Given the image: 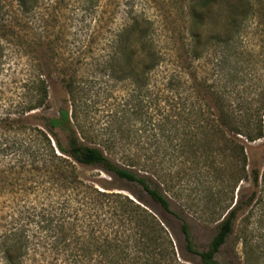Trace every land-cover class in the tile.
Masks as SVG:
<instances>
[{"label":"trees","instance_id":"1","mask_svg":"<svg viewBox=\"0 0 264 264\" xmlns=\"http://www.w3.org/2000/svg\"><path fill=\"white\" fill-rule=\"evenodd\" d=\"M16 1L22 11L30 10L29 0ZM213 2L192 3L184 21L186 33L169 37L172 47L166 49L153 21L144 16H133L103 36L100 47H92L91 41L87 56H71L61 68L56 67L57 55L49 45L53 40L49 41L48 63L34 65L39 72L29 81L34 99L26 110L46 106L48 79L56 70L66 95L56 115H39L32 150L27 146L19 152L20 172L39 178L34 185L36 199L16 216L4 218L0 264H29L31 258L32 264L48 258L46 264H185L163 220L128 195L82 179L76 164L96 165L116 179L139 185L176 220L182 250L201 264H219L215 254L238 216L249 210L241 241L244 264H251L250 227L264 216V152L261 170L249 167L245 144L264 137V0L257 5L251 0H227L220 8H227L226 20L208 31ZM7 27L0 18V56L1 40L8 42L10 35ZM21 45L28 48L33 41ZM208 51L213 65L221 68L227 62V82L222 85L197 77L195 62ZM81 69H86L88 82ZM98 79L126 83L131 98L123 107L118 104L104 126L95 128L88 113L97 101L90 98L89 86ZM143 112L146 122L134 129ZM134 140L141 142L139 147L132 144ZM167 147L173 163L189 164L190 176L199 179L205 172L201 193L207 218L213 219L215 209H220L215 233L202 248L194 242L183 210L173 209L160 188L164 181L159 179V166ZM110 156H119L123 164ZM224 177L227 193L214 190L211 183ZM244 181L253 188L248 196L241 186Z\"/></svg>","mask_w":264,"mask_h":264},{"label":"rangeland","instance_id":"2","mask_svg":"<svg viewBox=\"0 0 264 264\" xmlns=\"http://www.w3.org/2000/svg\"><path fill=\"white\" fill-rule=\"evenodd\" d=\"M199 0H29V11H22L16 0H0V18L8 25L6 40H1L3 49L0 56V233L3 230L5 217L8 214L17 215V210L31 206L36 199L37 190L34 187L38 176L20 172L22 158L19 155L27 146H31L34 127H39V115H56L60 101L66 93L59 80V72H52L48 79V100L43 108L26 110L27 105L33 103L34 95L31 87L34 65L48 63L45 52L47 44L53 47L57 55L56 67L61 68L70 61L69 57L79 56L83 59L89 53V43L92 47H100L103 36H107L118 29L133 16H144L153 21L155 33L161 40L164 49L172 47L169 37H180L185 34L184 21L189 16V7ZM227 0H214L212 12L207 22L210 31L220 26L227 18V8L221 11ZM259 4L263 0H251ZM24 40L33 41V45L25 48L21 45ZM21 41V43H20ZM250 46V44H249ZM246 43L245 47H249ZM212 52H205L195 62L197 77L215 85L227 82V62L219 68L213 65ZM85 64L82 65L84 68ZM84 71L83 79L88 82ZM222 71V72H221ZM225 75V76H223ZM223 76V77H222ZM90 98L97 102L90 107L88 116L95 128L105 125L110 115L114 113L118 104L123 107L128 102L130 87L126 83L104 81L98 79L90 83ZM94 94H97L96 96ZM146 96H142L145 104ZM126 102V103H127ZM133 100H131V103ZM146 109V108H145ZM143 109V111L145 110ZM141 122L134 125V129L143 127L142 122L147 119L146 112L138 117ZM143 130V129H142ZM138 134V133H137ZM141 134V135H145ZM180 137V134H178ZM92 143L95 140H90ZM90 142V143H91ZM141 142L134 140L132 144L139 147ZM168 148V147H167ZM28 151V150H27ZM245 151L249 167L262 168L264 152V137L245 144ZM168 148L161 162L159 179L160 188L171 199L173 209L183 210L186 220L191 226L194 242L199 248L206 246L216 230V218L220 209H215L213 219L207 218L201 188L206 184L205 172L199 174V179L188 173L189 164L172 162ZM24 157V156H23ZM25 158V157H24ZM114 161L123 164L119 156H110ZM79 176L93 182L101 189L112 190L128 195L141 204L156 218L167 224L166 228L172 239L177 255L182 263L201 264L192 254L181 248L182 239L176 220L165 213L153 202L139 185L122 181L109 175L99 166H82L76 164ZM201 170L204 169V166ZM198 175V176H199ZM223 181L214 180L213 189H221L227 193V178ZM241 186L243 193L249 195L252 186L244 181ZM25 187L23 190L22 188ZM29 187V188H28ZM227 199V198H226ZM211 209H214L211 207ZM249 210L243 211L235 223L232 233L226 238L219 251L215 254L219 264H244L246 257L243 251L242 236L244 218ZM256 217V216H255ZM9 219V218H8ZM168 221L169 224L166 222ZM253 236V252L250 253L251 264H264V216L260 221L251 225ZM260 253L261 257L258 258ZM37 254L35 259H39ZM31 257V255H30ZM29 260V264L33 263ZM51 260L48 258L46 261ZM44 261L43 264H46ZM47 264H62L53 261Z\"/></svg>","mask_w":264,"mask_h":264}]
</instances>
